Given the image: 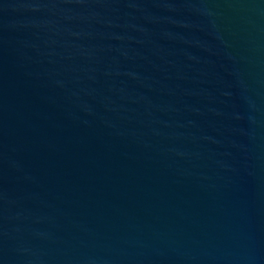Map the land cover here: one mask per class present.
<instances>
[{"label": "water", "instance_id": "1", "mask_svg": "<svg viewBox=\"0 0 264 264\" xmlns=\"http://www.w3.org/2000/svg\"><path fill=\"white\" fill-rule=\"evenodd\" d=\"M0 264H264V0H0Z\"/></svg>", "mask_w": 264, "mask_h": 264}]
</instances>
